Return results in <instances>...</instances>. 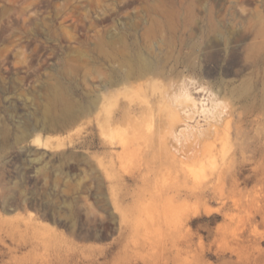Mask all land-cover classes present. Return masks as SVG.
Here are the masks:
<instances>
[{"label": "rangeland", "instance_id": "1", "mask_svg": "<svg viewBox=\"0 0 264 264\" xmlns=\"http://www.w3.org/2000/svg\"><path fill=\"white\" fill-rule=\"evenodd\" d=\"M0 264H264V0H0Z\"/></svg>", "mask_w": 264, "mask_h": 264}, {"label": "bare ground", "instance_id": "2", "mask_svg": "<svg viewBox=\"0 0 264 264\" xmlns=\"http://www.w3.org/2000/svg\"><path fill=\"white\" fill-rule=\"evenodd\" d=\"M180 91H181V90H180ZM180 91H179V92H180ZM165 92H166V94H167V95H165V96H167V97L170 99V97L168 96V93H167L168 91H165ZM171 92H172V91H170V93H171ZM176 92H177V91H176ZM182 92H183V91H182ZM182 92H181V93H182ZM187 92H188V91H187ZM172 93H173V92H172ZM172 93H171V94H172ZM184 94H185V92H184ZM184 94H182V95H184ZM169 95H170V94H169ZM179 95H180V94H179ZM182 95H180V98H179V96H178L177 99H178V100L180 99V101H183V100H182L183 98H181ZM190 95H191V94H190ZM173 96H176V93L173 94ZM187 97H188V94H187ZM189 97H190V96H189ZM189 97H188V99L190 100ZM172 98H173V97H171V102H172ZM191 99H192V97H191ZM174 100H175V98H174ZM192 100H193V104L196 105V103H194V100L196 101V97H195V99H194V97H193ZM192 100H190V101H192ZM164 101H165V100H164ZM180 101H178V102H180ZM184 101H186L185 98H184ZM171 102H170V103H171ZM178 102H177V103H178ZM173 103H174V101H173ZM173 103H172V104H173ZM197 103H199V102H197ZM178 104H179V103H178ZM181 104H183V103H181ZM190 104H191V103H190ZM228 104H229V102H228ZM162 105H163V103H162ZM165 105H166V103H165ZM201 105H203V104H201ZM229 105H230V104H229ZM167 106H168V104H167ZM167 106H166V107H167ZM171 106H172V105H171ZM171 106H170V107H171ZM179 106H180V105H179ZM183 106H185V107L187 106L185 102H184V105H183ZM198 106H200V104H198ZM163 107H164V106H163ZM177 107H178V106H176V109H177ZM180 107H181V106H180ZM189 107H190V105H189ZM193 107L195 108L194 105H193ZM225 107H227V106H225ZM160 108H161V105H160ZM172 108H173V109L175 108L174 105L172 106ZM172 108H169V109H172ZM182 108H183V107H182ZM167 109H168V108H167ZM173 109H172V110H173ZM176 109H174V111H178V110H179V108H178L177 110H176ZM186 109H187V108H186ZM229 109H230V108H229ZM229 109H228V110H229ZM172 110H171V111H172ZM181 110H183V109H181ZM181 110H180V111H181ZM198 110H199V108H198ZM201 110H202V109H200V111H201ZM218 110H219V109H218ZM171 111L168 112V114H170L169 117H170V118H174V116H176V115L173 116L172 113H173L174 111H172V113H171ZM185 111H186V110H185ZM185 111H184V113L188 112V111H186V112H185ZM190 111H192V110H190ZM193 111H194V110H193ZM203 111H204V110H203ZM203 111H201V112L203 113ZM215 111H216V110H215ZM158 112H160V110H159ZM181 112H182V111H181ZM206 112H208V111H206ZM174 113H176V112H174ZM192 113H193V112H191V114H192ZM194 113H195V111H194ZM210 113H211V111H210ZM213 113H214V112H213ZM168 114H167V115H168ZM188 114H189V113H188ZM191 114H190V115H191ZM197 114H198V113H197ZM199 114H200V112H199ZM203 114H204V113H203ZM208 114H209V112H208ZM208 114H207V115H208ZM211 114H212V113H211ZM177 115H179V113H178ZM184 115H185V114H184ZM194 115H195V114H193V116H194ZM213 115L215 116V113H214ZM213 115H212V117L214 118ZM171 116H172V117H171ZM179 116H180V115H179ZM181 116H182V114H181ZM187 116H189V115H187ZM208 116H210V115H208ZM218 116H219V115H218ZM210 117H211V116H210ZM149 118H150V117H149ZM176 118H178V117H176ZM176 118H175V120H174V119H173V120H174V122L177 120V123H178V120H180V119L183 120V121L186 120L185 123H187V121H188L187 119H183V118H181V117H180V119H176ZM184 118H187V117L184 116ZM188 118H189V117H188ZM191 118H192V117H190L189 119L191 120ZM193 118H194V117H193ZM213 118H212V119H213ZM173 120H172V122H173ZM207 121H208V120H207ZM220 121H222V120H220ZM174 122H173V123H174ZM179 122L181 123V121H179ZM197 122H198V121H197ZM197 122H195V123H197ZM208 122H209V121H208ZM215 122H216V121H215ZM180 123H179V124H180ZM189 123H190V122H188V124H189ZM175 124H176V123H175ZM181 124H182V123H181ZM183 125H184V123H183ZM189 125H190V124H189ZM208 125H209V124H208ZM116 126H117V125H116ZM209 126H212V125H209ZM174 127H175V126H174ZM184 127H185V126H184ZM189 127H190V126H189ZM197 128H198V125H197ZM125 129H126V128H125ZM187 129H189V128H187ZM205 129H206V127H205ZM205 129H202V131L205 130ZM208 129H209V128H208ZM210 129H211V128H210ZM216 129L219 130V128H216ZM170 130H171V129H170ZM179 130L181 131V128H180ZM190 130H192V129H190ZM194 130H196V129H194ZM122 131L124 132L125 130H121V132H122ZM165 131H166V130H165ZM174 131H175V129L173 130L172 133H174ZM197 131H198V130H196V131H194V132L196 133ZM202 131H199V133L197 132V133H198L197 135H199L200 132H202ZM123 132H122V134H123ZM170 132H171V131H170ZM206 132H207V129H206ZM206 132H205V133H206ZM178 133H179V132H178ZM186 133H188V132H186ZM190 133H193V130H192V132H190ZM195 133H194V134H195ZM188 134H189V133H188ZM203 134H204V133L202 132V135H203ZM171 135H172V134H171ZM178 135H179V134H178ZM186 135H187V134H186ZM200 135H201V134H200ZM169 137H170V135H169ZM173 137H174V135H173ZM188 137H189V135H188ZM188 137H187V139H189ZM133 138H134V135H133ZM181 138H182V135H181ZM181 138H180V139H181ZM190 138H191V137H190ZM134 139H135V138H134ZM164 139H165V138L162 137V138L159 140V142H158L157 144H155V146H154V150H153V152H152L153 156H154V157H161V158H163V160H164L165 162L171 164L172 166H174V167H178L180 170L186 171V166H187L188 162H185L184 160H182V159L180 158V155H182V148H178V147L175 148V149H176V152H177V153H176L175 151H172V150H171V147H170L171 145L167 144L166 141H165ZM182 139H183V138H182ZM182 139H181V141H182ZM202 140H203V138H202ZM205 140H206V139H205ZM125 141H126V140H125ZM211 142H212V141H211ZM176 143H177V142H176ZM181 143H182V142H181ZM205 144H206V143H205ZM210 144H211V143H210ZM146 145H147V144H146ZM178 145H179V143H178ZM211 145H212V144H211ZM179 146H180V145H179ZM197 146H198V145H197ZM126 147H127V146H126ZM172 147H173V146H172ZM204 147H205V146H204ZM208 147H209V146H208ZM128 148H129V146H128ZM128 148H127V149H128ZM192 148H193V147H192ZM175 149H174V150H175ZM208 149H209V148H208ZM210 149H211V146H210ZM210 149H209V151H210ZM195 150H196V149H195ZM211 151H212V150H211ZM129 152H130V151H129ZM190 153H191V152H190ZM198 153H199V152H198ZM209 153H210V152H209ZM209 153H208V154H209ZM187 154H188V153H187ZM199 154H200V153H199ZM203 154H204V152H203ZM182 156H183V155H182ZM187 156H188V155H187ZM200 156H201V154H200ZM192 157H193V154H192ZM186 158H187V157H186ZM201 158H202V157H201ZM193 159H194V157H193ZM195 159H197V158H195ZM189 160H190V159H188V161H189ZM201 160H202V159H201ZM201 162H202V161H201ZM203 163H204V162H203ZM203 163H202V164H203ZM197 164H199V163H197ZM202 164H201V166H202ZM193 166H194V165H193ZM188 167H189V166H188ZM191 167H192V166H191ZM191 167H189L188 169H191V171H192V168H191ZM198 167H199V166H198ZM189 171H190V170H189ZM192 172L194 173V169H193ZM193 173H192V174H193ZM175 197H177V195H176Z\"/></svg>", "mask_w": 264, "mask_h": 264}]
</instances>
